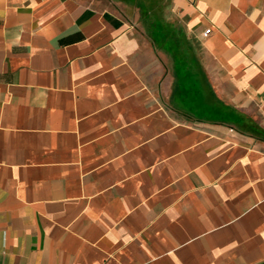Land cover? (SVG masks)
<instances>
[{"label":"crops","instance_id":"1","mask_svg":"<svg viewBox=\"0 0 264 264\" xmlns=\"http://www.w3.org/2000/svg\"><path fill=\"white\" fill-rule=\"evenodd\" d=\"M198 74L201 123L166 85ZM249 123L264 0H0V264H264Z\"/></svg>","mask_w":264,"mask_h":264},{"label":"rangeland","instance_id":"2","mask_svg":"<svg viewBox=\"0 0 264 264\" xmlns=\"http://www.w3.org/2000/svg\"><path fill=\"white\" fill-rule=\"evenodd\" d=\"M148 30H149L150 35L155 37V39L159 36V34H162L165 36L174 35V29L171 27L162 28V29L150 27ZM167 46H170V44H168ZM183 52H184V50H183ZM167 61H168V57H167ZM180 82H181V85H180ZM171 84H172V86H175L176 88L173 87L174 88L173 97L171 95L170 98L171 97L175 98L176 96L179 95V92L181 95L179 103H177V105L179 107H175V108L169 107L170 111H171V109H173L174 112L173 111L172 112L174 114L192 116L198 121V123L206 121V118L211 117V116H208L205 113V110L209 111L210 108L200 107L198 109H196V108L190 109L186 105V103H188L190 100L196 99L195 102L198 104H200L201 102L205 103L207 101H209V102L213 101L215 108L219 109L218 115L221 116V114H222L221 109L223 106L222 102L216 96L215 92L211 91L210 87H206V85L204 83V77H202L201 75L198 74V75H193L191 77H188V76H181V77H178V76H170L169 77L168 76V77H166L167 88L168 87L170 88ZM169 95H170V93L166 94L167 99H168ZM171 101L173 103V100H171ZM199 101H201V102H199ZM224 112H225L224 114L227 115V110H224ZM238 125L241 128L240 130H244V131L254 130V128L256 130H264V128L262 127V125H260V123H257V124L249 123V124H243V125L237 124V126ZM231 129H233V127Z\"/></svg>","mask_w":264,"mask_h":264},{"label":"built area","instance_id":"3","mask_svg":"<svg viewBox=\"0 0 264 264\" xmlns=\"http://www.w3.org/2000/svg\"><path fill=\"white\" fill-rule=\"evenodd\" d=\"M210 31V28H207L206 30H205V33H208Z\"/></svg>","mask_w":264,"mask_h":264}]
</instances>
